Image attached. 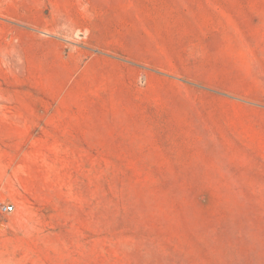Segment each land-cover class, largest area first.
Instances as JSON below:
<instances>
[{"label": "rangeland", "instance_id": "obj_1", "mask_svg": "<svg viewBox=\"0 0 264 264\" xmlns=\"http://www.w3.org/2000/svg\"><path fill=\"white\" fill-rule=\"evenodd\" d=\"M172 1L0 0V264H264V0Z\"/></svg>", "mask_w": 264, "mask_h": 264}, {"label": "crops", "instance_id": "obj_2", "mask_svg": "<svg viewBox=\"0 0 264 264\" xmlns=\"http://www.w3.org/2000/svg\"><path fill=\"white\" fill-rule=\"evenodd\" d=\"M174 15L172 24L176 26L182 22V16L186 12L183 0H174L164 6H160ZM216 67L217 70L211 68ZM224 68L225 77L216 78L211 87L224 90L226 103L232 119L240 123H248L256 120V112L264 107V61H216L210 65V73L221 72Z\"/></svg>", "mask_w": 264, "mask_h": 264}, {"label": "built area", "instance_id": "obj_3", "mask_svg": "<svg viewBox=\"0 0 264 264\" xmlns=\"http://www.w3.org/2000/svg\"><path fill=\"white\" fill-rule=\"evenodd\" d=\"M4 211L5 212H11L13 210V207L12 206H9V205H4Z\"/></svg>", "mask_w": 264, "mask_h": 264}]
</instances>
